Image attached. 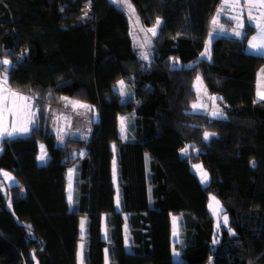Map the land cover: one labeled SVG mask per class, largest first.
Returning a JSON list of instances; mask_svg holds the SVG:
<instances>
[{
  "label": "trees",
  "instance_id": "obj_1",
  "mask_svg": "<svg viewBox=\"0 0 264 264\" xmlns=\"http://www.w3.org/2000/svg\"><path fill=\"white\" fill-rule=\"evenodd\" d=\"M130 1L143 27L161 21L148 60L113 0H0L10 85L43 109L29 134L2 139L0 264H106L107 252L110 264H264V99L256 96L264 55L247 49L255 27L247 24L242 39L216 37L210 61L202 52L222 0ZM199 72L225 117L190 110ZM60 97L93 111L89 133L67 134L63 144L50 122L53 106L69 111ZM193 163L206 169V183ZM2 170L17 179L7 189ZM211 194L222 203L219 228ZM124 213L137 244L131 254ZM171 214L180 216L179 261Z\"/></svg>",
  "mask_w": 264,
  "mask_h": 264
},
{
  "label": "snow or ice",
  "instance_id": "obj_2",
  "mask_svg": "<svg viewBox=\"0 0 264 264\" xmlns=\"http://www.w3.org/2000/svg\"><path fill=\"white\" fill-rule=\"evenodd\" d=\"M130 8L132 7L131 4L128 5ZM225 9H228L229 11H237L239 13V16H243L245 13H247V19L249 20L251 26L255 27L257 29V35L253 36L250 40H248V46L249 50L264 55V0H223V5L221 8V12H224ZM132 11L134 12L135 9L132 8ZM256 13V15H253V13ZM226 14V13H225ZM231 20H236L239 17L238 16H229L228 17ZM213 24L217 23V20L213 19ZM161 21L159 18L156 20V26L147 29V32H150L152 36L157 35V27L160 25ZM240 28H243L244 25L241 22L239 24ZM143 30V29H142ZM234 35L238 37H245V33L240 31H234ZM150 43V42H149ZM141 48L144 47L143 44L139 45ZM204 54H202L203 56ZM141 59L148 60V54L144 51L140 53ZM0 65H9L11 68L12 65L9 60L4 59L0 60ZM8 69H5V75L2 79H0V139L4 137H13L21 132H28L30 130L29 126H36V121L38 119V116L40 113H42L43 109L41 108H35L33 110V102L35 101L36 97L26 96L22 95L18 92H15L11 90L10 88H6L5 85H7L8 77L6 75ZM264 71V70H262ZM196 82L199 84L202 82V78L200 76L196 77ZM125 81L120 80L118 81V90L121 95H125ZM51 95V94H49ZM261 98H264V92L259 94ZM41 102L43 101V98L41 97ZM62 101L65 102V108L71 106L73 111L83 108L87 110H91V106L78 101V100H71L69 97H60ZM212 99H216L213 97ZM204 105L199 103H194L192 105V108L195 109H201ZM213 117H222L223 113L219 111H213L211 113ZM11 116L13 118V121L15 119H22L24 121V125L18 127L14 122L11 124V127H9V123L7 120V117ZM121 131H124V118H121ZM215 135V133H204V139L208 140L210 136ZM183 152L187 153L188 149L185 148L182 150ZM39 159L41 161H44L46 159V156L42 154ZM197 169H200V178L202 183H206L208 180V174L207 172L202 170L201 165L195 166ZM73 170H69V177L71 178ZM113 174L115 176V161H113ZM5 177H9L8 173H3ZM69 189H71V179L69 183ZM211 199L219 205V201H216L215 197H211ZM68 201L71 205L73 203V198L71 194V190L69 191L68 195ZM117 205H119V197L117 196L116 200ZM210 208H212V205H209ZM217 209L213 208V212H216ZM223 223L225 225L228 224V217H223ZM174 224H175V218H174ZM81 227L83 228V221L81 222ZM217 228H219V222L217 224ZM231 232V229L229 230ZM177 232L174 227V235H176ZM234 235V233H232ZM214 243H217L218 241H213ZM81 256L83 255V244H81ZM107 251V250H106Z\"/></svg>",
  "mask_w": 264,
  "mask_h": 264
},
{
  "label": "rangeland",
  "instance_id": "obj_3",
  "mask_svg": "<svg viewBox=\"0 0 264 264\" xmlns=\"http://www.w3.org/2000/svg\"><path fill=\"white\" fill-rule=\"evenodd\" d=\"M113 1L117 5H119L120 7L124 8L125 11L127 12V15L129 17V20H130V23H131V33L133 35L135 45L141 51L147 52L148 49L150 48L154 38L157 35L156 36H152V34L150 32H147V29H149V28L143 27L141 25V22H140L138 14L136 12V9L134 8V6H133V4H132V2L130 0H113ZM129 4H131V6H132L131 8L128 6ZM132 8L135 9L134 12L132 11ZM220 11H221V7L219 8L217 14L215 15L216 16L215 19L217 20V23L213 24V22H212V26H211V29L209 31L208 37H207L206 45H205V48H204V50L202 52V54H204L202 57H205V58L209 59L210 61L212 60L213 42H214V39L216 37L226 35V36L237 37L239 39L244 38V37H238V36L234 35V31H242L237 26V24H235L236 26H234V27L229 29L228 28L229 24L226 23V22H221V20H220V17L223 16V15H226L227 17L235 16V15L234 14H220ZM234 23H236V22H234ZM150 28H152V27H150ZM159 29H160V25L157 27V34L159 32ZM141 44L144 45L143 48H141L139 46ZM4 59H6V58H1L0 60H4ZM9 68H10L9 65H0V79H2L3 76L5 75V69H9ZM6 75L8 77L7 85H5L6 88H10L11 90H13L15 92H18V93H20L22 95L35 97L33 94L23 93V92H20L19 90L14 89L10 85L8 71H7ZM197 76H200L202 78V82L199 83V84L196 82V77ZM193 87H194V89L196 91V98L191 102L190 110L192 112H194V113H206L211 118H223V117L226 116V114L224 113V111H223V109H222V107H221V105H220V103L218 101L219 96L217 94L211 93L207 89V87L205 85V82H204V79H203V77H202L200 72L195 76ZM117 89H118V86H117ZM213 97H215L216 99H212ZM71 100H75V99H71ZM78 101H80V100H78ZM83 103H85V102H83ZM194 103L202 104V105H204V107L201 108V109H195L194 110L192 108V105ZM62 104H64V102L59 101L58 104H57V108L56 109H58L59 106H61ZM85 104H87V103H85ZM63 106L65 107V104ZM35 108H41L40 105L38 104V101L36 99L33 102V110ZM67 109L69 111H63V112L56 113L55 112V106H53L52 114H51V118H50V122H51V125H52V130L55 131L59 135V142L61 144H63V141H64L63 138L67 134L70 135L71 138H73V137H75L77 135H80L82 129H84V130H82V133L88 134L89 131H90V123H91V120H92V117H93V111L92 110H87V109L80 108V109H77V110L73 111V109L71 108L70 105H69V107L66 108V110ZM213 111L222 112L223 116L222 117H213L211 115V113ZM40 114H39V116H40ZM39 116H38V118H39ZM95 117L97 118V114L95 115ZM123 118H124V131L123 132L121 131L122 132L121 135H122L123 138H125L126 137V132H127L126 131V119H125V117H123ZM7 120H8V123H9V127H11V124L13 122L18 127L24 125V121L22 119H15L13 121V118L11 116H8ZM37 121H38V119H37ZM37 121H36V124H37ZM33 127L34 126L30 125L29 126L30 130L28 132H21V133H18L17 135H15L13 137L27 135V134H29L31 132ZM205 132L213 133L210 130H206ZM211 137L212 136H210L208 140H210ZM2 139H0V152L2 151V146H1ZM40 144H41V148L42 149L46 147L43 142H40ZM41 163H43V162L41 161ZM196 165H201L202 166V170L207 172L206 169L203 167V165L201 163H193V168L199 173V175H200V171L201 170L197 169L195 167ZM1 172H2V174L3 173H8L9 174V177H5L3 175L4 181H5V184H6V185L5 184L3 185L4 189H7L6 188L7 186L13 185V184H15L17 182V179H16V177H15V175L13 173H11L9 171H6V170H2ZM211 197H215L216 201H219V205H217L211 199L210 204L212 205V209L216 208L217 211L218 210L221 211V209H220V205L222 204L221 203V199L215 194H211ZM8 204H9V207H12V198H11V196L9 197ZM217 211L214 212L215 215L217 214Z\"/></svg>",
  "mask_w": 264,
  "mask_h": 264
},
{
  "label": "crops",
  "instance_id": "obj_4",
  "mask_svg": "<svg viewBox=\"0 0 264 264\" xmlns=\"http://www.w3.org/2000/svg\"><path fill=\"white\" fill-rule=\"evenodd\" d=\"M222 5H223V0H222V3H221V6H220L221 8H222ZM225 13L226 14H234L235 16H238L239 18L236 19V20H231L226 15H223V16L220 17L221 22L228 23L229 24L228 25V28L229 29L232 28V27H234V26H236L235 24H237V26L239 27V24L242 22L243 25H244V27L243 28H240L239 27L242 30L240 32L245 33L247 24H250L249 20L247 19V13H245L243 16H239V13L237 11H229L228 9H225L224 12H221L220 11V14H225ZM253 15H256V13L254 12ZM234 22H236V23H234ZM211 26H212V24H211ZM255 35H257V29L256 28H255V32L252 33L249 36L248 40H250ZM248 40H247V49H248V51H250L252 53H255V52L249 50ZM255 54H257V53H255ZM262 70H264V65L260 68V70L258 71V74H257V81H256V96H257V99H264V98H261V96L259 95L260 93L264 92V71H262ZM123 139H125V138H123ZM42 154H44L46 156V159L44 161H42L44 163V162L47 161L49 155H48V152H47L46 147L42 149L41 148V144H40L39 145V157ZM39 161L41 162L40 159H39ZM70 169L73 170L72 175H71V178L69 177V170ZM74 170H75L74 169V166H71V167L68 168V172H67V174H68L67 198H68V195H69V191L70 190H71V194H72V198H73V191H74L73 190L74 189ZM70 179H71V189H69ZM116 206H117V209L118 210L121 209L120 201H119V205H116ZM218 212L219 213L215 215L216 225L220 221V215H221L219 210H218ZM124 216H125V223L123 225L124 248H125V250H126L127 253H130L131 254V253H133V249L135 248V246L137 244H135V239L133 238V233H132V229L133 228H132L131 223L127 220V214L124 213ZM174 218H175V224H174ZM174 227H175V230L177 232L176 235H174ZM103 229H104V236H105L106 235L105 234V231H106L105 226H104ZM180 237H181V222H180V216L177 215V214H171V244H172V257H173V260L174 261H179L181 259V253H180V251L178 249V243L180 241ZM81 252H82V250L79 253L80 259H82ZM106 264H110V256H109V253L108 252H107Z\"/></svg>",
  "mask_w": 264,
  "mask_h": 264
}]
</instances>
